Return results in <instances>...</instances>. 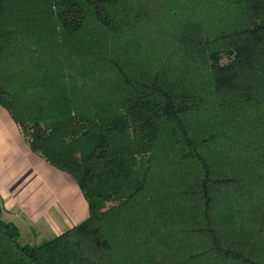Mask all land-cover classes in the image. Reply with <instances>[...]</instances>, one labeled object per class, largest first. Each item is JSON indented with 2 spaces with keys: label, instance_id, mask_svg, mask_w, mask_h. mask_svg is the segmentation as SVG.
I'll return each mask as SVG.
<instances>
[{
  "label": "trees",
  "instance_id": "obj_1",
  "mask_svg": "<svg viewBox=\"0 0 264 264\" xmlns=\"http://www.w3.org/2000/svg\"><path fill=\"white\" fill-rule=\"evenodd\" d=\"M0 106L89 208L0 264H264V0H0Z\"/></svg>",
  "mask_w": 264,
  "mask_h": 264
},
{
  "label": "crops",
  "instance_id": "obj_2",
  "mask_svg": "<svg viewBox=\"0 0 264 264\" xmlns=\"http://www.w3.org/2000/svg\"><path fill=\"white\" fill-rule=\"evenodd\" d=\"M0 206L4 221L15 224L20 234L30 232L40 240L53 239L89 214L76 181L34 153L1 106Z\"/></svg>",
  "mask_w": 264,
  "mask_h": 264
},
{
  "label": "rangeland",
  "instance_id": "obj_3",
  "mask_svg": "<svg viewBox=\"0 0 264 264\" xmlns=\"http://www.w3.org/2000/svg\"><path fill=\"white\" fill-rule=\"evenodd\" d=\"M226 58H223L222 62L226 63ZM51 238H48L46 240H40L37 236L33 237L30 232H28L27 234L25 232H21L20 234V238H19V243L21 245H26V244H30V245H36V244H40L42 242L48 241Z\"/></svg>",
  "mask_w": 264,
  "mask_h": 264
}]
</instances>
